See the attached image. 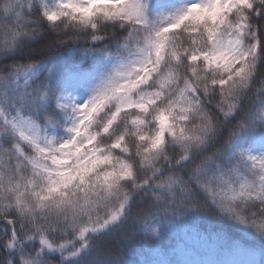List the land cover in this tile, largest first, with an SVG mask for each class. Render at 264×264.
Segmentation results:
<instances>
[{"label": "snow or ice", "instance_id": "1", "mask_svg": "<svg viewBox=\"0 0 264 264\" xmlns=\"http://www.w3.org/2000/svg\"><path fill=\"white\" fill-rule=\"evenodd\" d=\"M0 264H264V0H0Z\"/></svg>", "mask_w": 264, "mask_h": 264}, {"label": "trees", "instance_id": "2", "mask_svg": "<svg viewBox=\"0 0 264 264\" xmlns=\"http://www.w3.org/2000/svg\"><path fill=\"white\" fill-rule=\"evenodd\" d=\"M36 59H39L40 56H36L35 57ZM206 211V216L204 218H202L200 221H199V226L202 228V229H211L213 231L215 230H220V229H223L225 232H227L229 235H232V236H238L239 234L233 229L231 228L229 225L227 224H221L219 222H217L215 219H214V213L211 212V210H205ZM167 237H165V240L162 241V243H166L167 242ZM112 238L111 237H108L106 238V241L107 242H111Z\"/></svg>", "mask_w": 264, "mask_h": 264}]
</instances>
